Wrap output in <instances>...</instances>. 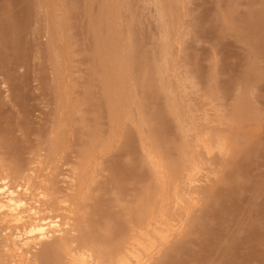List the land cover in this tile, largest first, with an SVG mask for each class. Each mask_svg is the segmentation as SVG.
<instances>
[{"label":"rangeland","instance_id":"374dc122","mask_svg":"<svg viewBox=\"0 0 264 264\" xmlns=\"http://www.w3.org/2000/svg\"><path fill=\"white\" fill-rule=\"evenodd\" d=\"M119 2L125 6H117ZM156 2L0 0V23L13 21L1 23L5 26L1 34L10 28L0 40V54L6 53L0 55V193L6 191L5 195L17 199L14 195L21 190L26 221L38 212L39 218L47 222L55 219L60 225V234L36 247L37 241L30 243L29 264H40V257L59 238L62 245L56 251L62 248L63 252L54 253L59 256L57 261L65 253L64 264L113 262L108 256L110 249L128 230L132 233L136 229L141 207L138 201L146 190L151 193L145 198L170 211L172 217L169 234L162 233L167 243L158 239L154 254L142 253L140 264L143 260L144 264H264V0ZM26 8L34 14L30 11L27 15ZM17 18L24 20L20 22L23 31ZM127 54L128 60L123 61ZM22 55L26 57L17 58ZM153 59L163 70H152ZM122 87L132 89L134 97L142 101V109H136L139 112L126 103L119 107L120 116L111 115L113 101L125 90ZM154 114L163 117L150 118ZM153 128L156 134H152ZM161 149L167 151V158L162 157ZM140 163L145 175L142 179L130 177L140 169ZM167 164L177 167V175H171ZM7 190H11L9 195ZM161 218L166 220L163 213L158 222ZM16 226L23 232L21 225L0 215V264L19 263L9 248L11 236L18 232ZM115 229H122L117 237L111 235L116 234ZM78 240L91 244L86 249L67 247V241ZM130 256L129 264H139Z\"/></svg>","mask_w":264,"mask_h":264},{"label":"bare ground","instance_id":"6f19581e","mask_svg":"<svg viewBox=\"0 0 264 264\" xmlns=\"http://www.w3.org/2000/svg\"><path fill=\"white\" fill-rule=\"evenodd\" d=\"M3 1V0H2ZM14 1V0H13ZM21 1V0H20ZM23 2V1H22ZM155 2H156V0H155ZM5 3H6V1H5ZM121 2H119V4H120ZM124 3V2H123ZM157 3V2H156ZM160 3V2H159ZM30 4V3H29ZM5 5V4H4ZM105 5V4H104ZM122 4H120V5H117V6H121ZM159 5V4H158ZM7 6V5H6ZM29 6H31V5H29ZM123 6V5H122ZM125 6V5H124ZM123 6V7H124ZM157 6V5H156ZM163 6V5H162ZM161 7V6H160ZM159 7V8H160ZM7 8V7H6ZM119 8V7H118ZM158 9V8H157ZM4 10V9H3ZM25 10V9H24ZM28 10V11H27ZM116 10H119V9H116ZM122 10H123V8H122ZM125 10H126V7H125ZM159 10V9H158ZM166 10V9H165ZM26 13H27V15H28V13H30V11H31V9H27L26 8ZM107 11V10H106ZM105 11V12H106ZM4 12H5V10H4ZM2 13V12H1ZM0 13V14H1ZM119 13V12H118ZM117 13V14H118ZM120 13H121V9H120ZM156 13H158V12H155V14ZM31 14H32V11H31ZM34 14V13H33ZM32 14V15H33ZM104 14V13H103ZM15 14H13V16H14ZM21 15V14H20ZM24 16H27L25 13L23 14ZM32 15H30V16H32ZM113 15V14H112ZM111 15V16H112ZM119 15V14H118ZM7 16V15H6ZM18 16V15H17ZM102 16V15H101ZM115 16V15H114ZM117 16V15H116ZM158 16V15H157ZM161 16V15H160ZM20 17H22V16H20ZM108 17V16H107ZM121 17V16H120ZM9 18V17H8ZM12 19H13V17H11ZM19 18V17H18ZM17 18V19H18ZM23 19L25 18V17H22ZM33 18V17H32ZM164 18V17H163ZM21 19V18H20ZM29 19H30V17H29ZM36 19V18H35ZM104 19H105V16H104ZM4 20V19H3ZM27 20V19H26ZM115 20V19H114ZM113 20V21H114ZM10 22L11 20H7V21H3V22H1V23H3L4 25L6 24V22ZM22 21H24V20H19L18 19V22H19V25H20V22H22ZM30 21H31V19H30ZM33 21V20H32ZM11 22H13V21H11ZM10 22V23H11ZM17 22V21H16ZM17 22V23H18ZM103 22V21H102ZM108 22V24H109V21H107ZM1 23H0V25H1ZM31 23V22H30ZM33 23V22H32ZM13 24V23H12ZM11 24V25H12ZM23 24H24V26H25V24L26 23H24L23 22ZM103 24H104V22H103ZM116 24V23H115ZM130 24V22L128 23V26H130L129 25ZM15 25H17V26H19L18 24H15ZM97 25V24H96ZM104 25H106V24H104ZM132 25H134V24H132ZM3 25H1V28L3 29V27H5V26H3ZM7 26H9V24H7ZM6 26V28H8ZM13 26V25H12ZM33 26V25H32ZM103 26V25H102ZM22 25H20V28H21V30H22ZM25 27H27V26H25ZM29 27V26H28ZM27 27V28H28ZM104 27V26H103ZM132 27L133 26H131V28H130V30L132 29ZM1 28H0V35L2 36H0V40L1 39H5V38H3V37H6V34L5 33H9V31L7 32V30L10 28H8L7 30H5L6 32L4 33V34H1V31H3L4 32V29L3 30H1ZM20 28H19V30H20ZM101 28V27H100ZM109 28H111V27H109ZM160 28V27H159ZM12 29V28H11ZM11 29H10V31H11ZM14 29V28H13ZM17 29V28H16ZM20 30V31H21ZM26 30V28H24V31ZM102 30L103 29H101V32H102ZM128 30H129V28H128ZM19 31V32H20ZM23 31V30H22ZM21 31V32H22ZM104 31V30H103ZM117 31V30H116ZM13 32V31H12ZM12 32H10V34L9 35H11L12 34ZM27 32H28V30H27ZM104 32H106V30L104 31ZM17 33V32H16ZM127 33V32H126ZM130 33V31H128V34ZM131 33L133 34V32L131 31ZM13 34H14V32H13ZM12 34V35H13ZM19 34V33H18ZM9 35H7V37L9 36ZM23 35V34H22ZM102 36V38H103V34H101ZM111 35V34H110ZM162 35H163V33H162ZM169 35V34H168ZM19 36V35H18ZM125 36H127V35H125ZM130 36H132L133 37V35H130ZM129 36V37H130ZM16 37V36H15ZM21 37V36H20ZM114 37H116V36H114ZM132 37H130V38H132ZM106 38V37H105ZM111 38V37H110ZM117 38V37H116ZM124 38H126V37H124ZM129 38V39H130ZM133 38H137L136 36L135 37H133ZM7 39V38H6ZM107 39V38H106ZM13 40H15L14 39V37H13ZM126 40H128V38L126 39ZM137 40V39H136ZM135 40V41H136ZM4 41H6V40H4ZM3 41V42H4ZM16 41H17V39H16ZM109 41V40H108ZM113 41V40H112ZM118 42H119V40H117ZM134 41V42H135ZM7 42L9 43V41L7 40ZM103 42V41H102ZM131 42H133L132 40H131ZM162 42V41H161ZM8 43H3V44H8ZM22 43V46H25V43L23 44V41L21 42ZM109 43V42H108ZM107 43V44H108ZM114 43V42H113ZM130 43V42H129ZM13 44H15V43H13ZM18 45H19V43H17ZM104 44V43H103ZM111 44V43H110ZM115 44V43H114ZM117 44V43H116ZM115 44V45H116ZM128 44V43H127ZM131 44V43H130ZM135 44V46L137 45V42L136 43H134ZM119 45H120V43H119ZM119 45H117V46H119ZM129 45V44H128ZM163 45V44H162ZM162 45H160L161 47H162ZM138 46V45H137ZM165 46V45H164ZM5 47V46H4ZM20 47H21V44H20ZM115 46H113V48H114ZM134 47V46H133ZM139 47V46H138ZM8 48V47H7ZM10 48V47H9ZM22 48V47H21ZM20 48V49H21ZM130 48V47H129ZM163 48V47H162ZM26 49V48H25ZM134 49V48H133ZM138 49V48H137ZM161 49V48H160ZM10 50V49H9ZM16 50H17V48H16ZM23 50V49H22ZM29 50V49H28ZM97 50V49H96ZM99 50V49H98ZM102 50V49H101ZM115 50V49H114ZM113 50V51H114ZM117 50H118V48H117ZM117 50H115V51H117ZM129 50V49H128ZM130 50H131V48H130ZM129 50V51H130ZM158 50V49H157ZM156 50V53H158V51ZM161 50H164V49H161ZM160 50V51H161ZM13 51V50H12ZM107 51V50H106ZM139 51V50H138ZM25 52V51H24ZM102 52H103V50H102ZM108 52H110V49H108ZM140 52V51H139ZM10 53V52H9ZM17 53V52H16ZM96 53V52H95ZM101 53V52H100ZM113 53V52H112ZM116 53V52H115ZM118 53V52H117ZM124 53V52H123ZM129 53V52H128ZM136 53H137V51H136ZM163 53V52H162ZM4 54H6V53H4ZM4 54H0V55H4ZM23 54V53H22ZM159 54V53H158ZM19 55V54H18ZM21 55V54H20ZM115 55H117V54H115ZM133 55V54H132ZM136 55V54H135ZM139 55V54H138ZM11 56V55H10ZM12 56H14V55H12ZM110 56V55H109ZM123 56V55H122ZM127 56H130L129 54H127V55H125V58L123 57V61L125 60V59H127L126 57ZM155 56V55H154ZM25 58L26 56H24V55H22V57H18L17 56V58H21V60H22V58ZM113 57V56H112ZM133 57H134V55H133ZM142 57V56H141ZM152 57V56H151ZM157 58H158V56H156ZM159 57H160V55H159ZM163 57V56H162ZM1 58V57H0ZM16 58V57H15ZM14 58V60H17V58L15 59ZM55 58V57H54ZM119 58H121V57H119ZM128 58H132V57H128ZM143 58H144V56H143ZM154 58V57H153ZM3 59V58H2ZM19 59L17 60V61H19ZM56 59H57V57H56ZM122 59V58H121ZM135 59V58H134ZM145 59H146V57H145ZM163 59H164V57H163ZM13 60V59H12ZM20 60V61H21ZM104 60V59H103ZM128 60V59H127ZM139 60H140V58H139ZM143 60V59H142ZM147 60H148V58H147ZM154 60V59H153ZM158 60V59H157ZM161 60V59H160ZM160 60H158V61H160ZM58 61V60H57ZM110 61H112V59L110 60ZM117 61V60H116ZM123 61H121V62H123ZM136 61V60H135ZM137 61H138V58H137ZM6 62V61H5ZM8 62H9V60H8ZM14 62V61H13ZM119 62V61H118ZM117 62V63H118ZM153 62V61H152ZM58 63V62H57ZM128 63V62H127ZM147 63V62H146ZM151 63V62H150ZM154 64H151V66L153 65L154 66V68H152V70L154 69L156 72L158 71H160L161 69H160V67L158 66V65H156L155 64V60H154V62H153ZM156 63H158L157 61H156ZM163 63V62H162ZM10 64H11V62H10ZM14 64V63H13ZM13 64H12V66H13ZM15 64H16V62H15ZM14 64V65H15ZM18 64V63H17ZM135 64V63H134ZM0 65H3L2 64V62H1V64ZM128 65V64H127ZM138 65V64H137ZM148 65V64H147ZM17 66V65H16ZM19 66V65H18ZM124 66V65H123ZM146 66V65H145ZM151 66H150V68H151ZM152 66V67H153ZM131 67V66H130ZM133 67H134V65H133ZM132 67V68H133ZM12 68V67H11ZM145 68V71H146V68L147 67H144ZM149 68V69H150ZM166 68V67H165ZM169 68V67H168ZM2 69V68H1ZM17 69V68H16ZM19 69V68H18ZM101 69H102V67H101ZM104 69V68H103ZM102 69V70H103ZM135 69V68H134ZM148 69V70H149ZM160 69V70H159ZM11 70V69H10ZM136 70H138V69H136ZM144 70V69H143ZM163 70V69H162ZM7 71V70H6ZM145 71H143V72H145ZM155 71H153V72H155ZM8 72V71H7ZM147 72V71H146ZM166 72V71H165ZM105 73H106V71H105ZM132 73V72H131ZM136 73H137V71H136ZM0 74H1V72H0ZM6 74V73H5ZM16 74V73H15ZM157 74V73H156ZM164 74V73H163ZM166 74H167V72H166ZM9 75H11V73L9 74ZM8 74H7V76L9 77V79H8V77L6 78L8 81L11 79L10 78V76H9ZM12 75H14V74H12ZM15 76V78L14 79H16L17 77H16V75H14ZM13 76V77H14ZM105 76H106V74H105ZM146 76H148V75H145L144 76V78L146 77ZM152 76H153V74H152ZM149 77H151V76H149ZM2 78H4V77H2ZM106 78H107V76H106ZM137 78V77H136ZM143 78V79H144ZM152 78V77H151ZM151 78H150V80H151ZM158 78H160V77H158ZM157 78V79H158ZM13 79V78H12ZM147 79V78H146ZM5 80V79H4ZM139 80V79H138ZM149 80V81H150ZM159 80V79H158ZM163 80V79H162ZM166 80V79H165ZM112 81V80H111ZM110 81V82H111ZM143 81V80H142ZM147 81H148V79H147ZM157 81V80H156ZM3 83L2 84H4V81H2ZM18 82V81H17ZM128 82V81H127ZM138 82V81H137ZM144 82V81H143ZM6 83V82H5ZM11 83H12V81H11ZM14 84H15V81L13 82ZM126 83V82H125ZM135 83V82H134ZM133 83V84H134ZM1 84V83H0ZM124 84V83H123ZM129 84V83H128ZM147 84V83H146ZM151 84H153V83H151ZM166 84V83H165ZM9 85V84H8ZM148 85V84H147ZM173 85V84H172ZM122 86V85H121ZM139 86V85H138ZM141 87H142V85H140ZM145 86V85H144ZM150 86V85H149ZM153 86V85H152ZM151 86V87H152ZM14 88L16 87V85L15 86H13ZM18 87V86H17ZM120 87V86H119ZM123 87H125V86H123ZM123 87H122V89H123ZM137 87V86H136ZM140 87V88H141ZM150 87V88H151ZM154 87H155V85H154ZM19 88V87H18ZM18 88H16V90L18 89ZM108 88V87H107ZM117 88V87H116ZM126 88H131V87H128V85H127V87ZM146 88V87H145ZM157 88V87H156ZM163 88H165V87H163ZM119 89V88H118ZM125 89V88H124ZM123 89V90H124ZM15 90V91H16ZM108 90V89H107ZM116 90V89H115ZM132 90V89H131ZM131 90H124V91H120L118 94V96H117V98L113 101V103H114V107H111L110 108V110H111V115H119L120 113L118 112V111H120L121 109H119V107L120 106H122V105H125L126 103H128L129 104V106H127L129 109H131V108H135V110L136 109H138V110H140V108L141 107H143L142 106V101H138L137 99H136V96L134 97V95H133V93L131 92ZM137 90V89H136ZM150 90V89H149ZM153 90V89H152ZM109 91H111V90H109ZM146 91H148V90H146ZM151 91V90H150ZM137 92V91H136ZM138 93V92H137ZM142 93H144V92H142ZM160 93V92H159ZM167 94V93H166ZM108 95H110V94H108ZM113 95H114V93H113ZM144 95V94H143ZM142 95V96H143ZM116 96V95H115ZM167 96V95H166ZM1 97V96H0ZM110 97H112V96H110ZM109 97V98H110ZM138 97V96H137ZM144 97V96H143ZM12 98H13V96H12ZM140 98V97H139ZM1 99H3V98H1ZM111 99V98H110ZM143 99V98H142ZM113 100V99H112ZM140 100V99H139ZM163 100H166V99H163ZM1 101V100H0ZM7 101V100H6ZM11 101V100H10ZM144 101V100H143ZM2 102V101H1ZM0 102V103H1ZM110 103H112L111 101H110ZM109 103V105H111ZM112 103V104H113ZM144 103H147V102H144ZM143 103V105H145ZM2 104V103H1ZM148 104V103H147ZM127 105V104H126ZM149 106V105H148ZM166 106H169V105H166ZM131 107V108H130ZM145 107V106H144ZM147 107V106H146ZM145 107V108H146ZM163 107V106H162ZM171 107V106H170ZM144 108V109H145ZM160 108H161V106H160ZM142 109V108H141ZM159 109V108H158ZM162 109H164V108H161V110ZM135 110H134V112H135ZM138 110H136V112L138 111ZM149 110V109H148ZM170 109H166V111H169ZM125 111H127V109H126V107H125ZM145 111V110H144ZM165 111V110H164ZM163 111V112H164ZM172 111H173V109H172ZM139 112V111H138ZM149 112V111H148ZM161 113H163L162 111H160ZM159 112V113H160ZM176 112V111H175ZM129 113V112H128ZM150 113H151V111H150ZM153 113V112H152ZM155 113V112H154ZM165 114L167 113V112H164ZM172 113V112H171ZM132 114H133V112H132ZM136 116H137V114L136 113H134ZM141 114V113H140ZM143 114H144V112H143ZM145 114H147L146 116H148V113L146 112ZM165 114H163V115H165ZM160 115V114H159ZM158 114L155 116V114L153 115V117L152 116H150V118H153L154 119V117L156 118L157 116H159ZM120 116V115H119ZM141 116V115H140ZM145 116V117H146ZM160 116H162V114L160 115ZM173 116V115H172ZM112 117H114V116H112ZM116 117V116H115ZM163 117V116H162ZM165 117V116H164ZM169 117V116H168ZM119 118V117H118ZM117 118V119H118ZM139 118V117H138ZM141 118H143L142 116H141ZM148 118H149V116H148ZM176 118V117H175ZM115 119V118H114ZM137 119V118H136ZM140 119V118H139ZM146 119V118H145ZM157 119V118H156ZM155 119V121H158V120H156ZM164 119V118H163ZM142 120V119H141ZM162 122H163V120L162 119H160ZM166 120V119H165ZM164 120V121H165ZM146 121H147V119H146ZM154 121V122H155ZM143 122V121H142ZM162 122L160 123L161 124V128H162ZM136 123H138V121L136 122ZM159 123V122H158ZM157 123V124H158ZM163 123H165V122H163ZM149 124H151V123H149ZM179 124V123H178ZM159 125V124H158ZM153 126V125H152ZM167 125H165V127H166ZM169 126V125H168ZM167 126V127H168ZM165 127H163V132H166V130H167V128H166V130H165ZM154 128L157 130V128H156V125L154 126ZM154 128L152 129L153 131V133L152 134H156V132H155V130H154ZM168 128H170V127H168ZM149 129V128H148ZM159 131V130H158ZM130 132V131H129ZM126 134V133H125ZM166 134H168V131H167V133ZM128 136V135H127ZM155 136V135H154ZM154 136H153V138H154ZM166 136V135H165ZM163 137H164V134H163ZM165 138V137H164ZM164 138L163 139H161L162 141L164 140ZM167 138V140H168V137H166ZM126 139V138H125ZM132 140H133V138H132ZM161 140H158L160 143H162L161 142ZM167 140H165L164 142H166ZM183 140V139H182ZM169 141V140H168ZM157 142V141H156ZM159 142H157L158 144H159ZM132 144V143H131ZM168 145V144H167ZM157 147H159V146H157ZM163 147V146H162ZM183 147V146H182ZM168 148H170V147H168ZM163 149V148H162ZM161 149V150H162ZM171 149V148H170ZM169 149V150H170ZM176 150H177V148H176ZM184 151V150H183ZM187 153V152H186ZM185 153V154H186ZM87 154V153H86ZM183 154V153H182ZM166 155H168V153H167V151L166 150H162V157H165ZM170 155H171V153H170ZM170 155L168 156V157H170ZM181 156V155H180ZM83 157V156H82ZM148 157V156H147ZM182 157V156H181ZM158 158V157H157ZM166 158H167V156H166ZM189 158H190V156H189ZM154 159V158H153ZM163 159H165V158H163ZM192 158H190V160H191ZM146 160H148V159H146ZM145 160V161H146ZM155 160L156 159H154V161H153V163H155ZM168 160V159H167ZM171 161V160H170ZM141 162H142V160H141ZM148 162V161H147ZM160 162V161H159ZM173 162V161H172ZM194 162V161H193ZM178 163V166H179V162H177ZM189 164H190V162H188ZM83 164V163H82ZM141 164V163H140ZM145 164V163H144ZM175 164V163H174ZM174 164H172V165H174ZM191 164H192V162H191ZM142 165L143 164H141L140 165V169L138 170L137 168H135V169H137V171L135 170V171H133L131 174L132 175H130V177L131 176H139L140 177V179H142V177L145 175V173H144V169H142ZM148 165V164H147ZM146 165V166H147ZM160 165V164H159ZM169 165L171 166V168H169ZM167 164V168H169L170 169V171H171V175L172 176H175V175H177V172H178V169H177V167H172V165L171 164ZM149 166V165H148ZM161 166V165H160ZM182 166V165H181ZM115 167V166H114ZM151 167L152 168H154L153 167V165H150L149 166V168L151 169ZM183 167H185V165L183 166ZM191 167V166H190ZM148 168V167H147ZM84 169V168H83ZM131 169H133V168H131ZM146 169V168H145ZM114 170H116L115 168H114ZM120 170V169H119ZM121 170H123V169H121ZM147 170V169H146ZM149 170V169H148ZM183 170V172L184 171H186V168L185 169H182ZM191 170H192V168H191ZM125 171V170H124ZM124 171H122L123 173H124ZM150 171V170H149ZM154 171V170H153ZM156 171H157V169H156ZM170 171L168 170V171H166L167 173L169 172L170 173ZM187 171H190V170H187ZM126 172H128L127 171V169H126ZM146 172V171H145ZM158 172V171H157ZM180 172V171H179ZM182 172V171H181ZM192 172V171H191ZM120 173V172H119ZM155 174H156V172H154ZM158 173H160V172H158ZM163 173V172H162ZM189 173V172H188ZM112 174V173H111ZM115 174V173H114ZM122 174V173H121ZM130 174V173H129ZM180 175H181V173H179ZM128 175V174H127ZM169 175V174H168ZM187 175V174H186ZM75 176V175H74ZM118 176V175H117ZM120 176H122V175H120ZM152 176V175H151ZM171 176V179H173V177ZM182 176H183V174H182ZM190 176V175H189ZM73 177V176H72ZM128 177H129V175H128ZM136 177V178H137ZM160 177V176H159ZM163 177V176H162ZM165 177V176H164ZM81 178V177H80ZM116 178V177H115ZM152 178H153V176H152ZM189 178V177H188ZM118 179H119V177H118ZM130 179V178H129ZM159 179V178H158ZM179 179H181V178H179ZM163 180V179H162ZM168 180H170V179H168ZM26 181H28V180H26ZM69 181V180H68ZM113 181V180H112ZM116 181V180H115ZM122 181V180H121ZM120 181V182H121ZM158 181V180H157ZM171 181H173V180H171ZM175 181V180H174ZM29 182V181H28ZM72 183V182H71ZM75 183V182H74ZM116 183V182H115ZM166 183H168V181L166 182ZM18 184V183H17ZM66 184V183H65ZM152 184V183H151ZM26 185V184H25ZM29 185V184H28ZM112 185V184H111ZM116 185H117V183H116ZM120 185H121V183H120ZM123 185V184H122ZM157 185H159V184H157ZM24 186V185H23ZM113 186H115V184L114 185H112V188H113ZM1 188L3 187V186H0ZM18 187V189H21L20 188V186H17ZM16 187V188H17ZM22 187V186H21ZM26 187V186H25ZM15 188V187H14ZM23 188V187H22ZM119 188H120V186H119ZM118 188V189H119ZM125 188V187H124ZM152 188V187H151ZM154 188H155V186H154ZM154 188H152V189H154ZM163 188V187H162ZM168 188V187H167ZM171 188V187H170ZM174 188V187H173ZM4 189V188H3ZM116 189V188H115ZM150 189V188H149ZM13 190V189H12ZM26 190H27V188H26ZM121 190V189H120ZM155 190V189H154ZM160 190V189H159ZM162 190V189H161ZM170 190V189H169ZM168 190V191H169ZM236 190H237V188H236ZM11 190H7V193L8 192H10ZM20 191L21 190H17L16 191V193H15V195H14V197L17 195V199H15V198H11L10 196H7V195H5L6 194V191L5 192H3V193H5V194H1V196H0V215H2L4 218H11L12 220H13V222L15 223V224H17V225H21V227H22V230H23V232H19V229H17V226H16V230L18 231V232H16V234H13L12 236H11V238H10V247L9 248H11L10 249V251H12V253H13V255L15 256V259H17L16 261H18L19 263L18 264H29L30 262H32V261H30V258H29V253H30V245L32 244V242H35V241H37V243H36V245H35V247L38 245V244H40L42 241L44 242L45 240H47L51 235H58V234H60V230H59V221H56L55 219H54V221H52V220H50V221H48L47 222V220H45V219H41V218H39L38 216V212H33L34 213V215H33V217H32V219H31V221H26V216H25V214H26V212H25V210H24V208H25V206H26V203H25V201H24V199H22V195L20 194ZM174 192L176 191V190H173ZM225 191V190H224ZM228 191V190H227ZM50 192V191H49ZM60 192V191H59ZM124 192V191H123ZM170 192V191H169ZM177 192V191H176ZM231 192V191H230ZM120 193V192H119ZM151 192H150V190H146V192L145 193H143L142 192V194H144V196H142L141 194H139V197H140V195L142 196V198L140 197V201H138L139 202V205L141 206L140 207V209L138 210V212H137V210H136V212L138 213V219H139V221L137 222V221H135V222H137V225H135L136 226V229L134 230V228H133V232L132 233H130V230H128L127 232L129 233V235H127V234H125L124 236L122 235V234H124L125 232L123 231V233L122 232H120V236L119 237H121V236H123V238L121 239V240H119V239H117V241H118V243L116 244V245H112V247H111V249H110V255H108L109 256V258L110 259H113V262H109V264H129L128 263V256L129 257H131L130 255H133L132 256V258L133 259H135L136 261H137V263L139 262V264L141 263V259H142V257L143 256H141V254L142 253H146L147 254V256L148 255H150L151 253H152V251H154L153 249L155 248V245H156V243H157V241H158V239L160 240V239H162L163 241H164V236H162V233H163V235L165 234L164 232H167V229H168V225H169V219H170V217H172V214H171V212L170 211H168V210H162L161 208H159L160 206H157V204L155 205V203H157V202H152V201H150V200H147L145 197L146 196H148L149 194H150ZM159 193V192H158ZM218 193V192H217ZM126 194V193H125ZM173 194V192L171 193V195ZM224 194V193H223ZM229 194V193H228ZM5 195V197L7 196V197H9V198H11V199H7V197L5 198V197H2V196H4ZM8 195H9V193H8ZM13 195V194H12ZM48 195V194H47ZM49 195H50V193H49ZM58 195V194H57ZM119 195V194H118ZM160 195V194H159ZM126 196V195H125ZM155 196V195H154ZM215 196V195H214ZM220 196H222V195H220ZM50 197V196H49ZM52 197V196H51ZM160 197H161V195H160ZM163 197H165V196H163ZM172 196H170V198H171ZM223 197V196H222ZM48 198V197H47ZM137 198V197H136ZM153 198V197H152ZM177 198V197H176ZM221 198V197H220ZM34 199V198H33ZM50 199H52V198H49V200ZM55 199V198H54ZM53 199V200H54ZM66 199V198H65ZM151 199V198H150ZM157 199H159L158 198V195H157ZM157 199H155V201L157 200ZM165 199V198H164ZM209 199V198H208ZM60 200V199H59ZM64 200V199H63ZM167 200V199H166ZM212 200H214V199H212ZM220 200V199H219ZM225 200V199H224ZM154 201V200H153ZM226 201V200H225ZM228 201V200H227ZM136 202V201H135ZM159 202V201H158ZM163 202V201H162ZM213 202H216V200H214ZM213 202L211 203V204H213ZM224 202V201H223ZM35 203V202H34ZM49 203V202H48ZM53 203H55L56 204V202L54 201ZM58 203V202H57ZM160 203V202H159ZM168 204H169V201L167 202ZM207 203V202H206ZM217 203H218V200H217ZM216 203V204H217ZM54 204V205H55ZM166 204V203H165ZM215 203H214V205H216ZM61 205V204H60ZM138 205V206H139ZM161 205V204H160ZM51 206H53L52 204H51ZM216 206H219V204H217ZM29 207V206H28ZM39 207V206H38ZM57 207V206H56ZM137 206L135 205V208H136ZM211 207H213V206H211ZM100 208V207H99ZM98 208V209H99ZM138 208V207H137ZM214 208V207H213ZM216 208V207H215ZM94 209V208H93ZM98 209H96V211H98ZM102 209V208H101ZM121 209V208H120ZM131 209V208H130ZM145 209V210H144ZM173 208H171V210H172ZM174 209H176V208H174ZM217 209V208H216ZM218 209H220V208H218ZM100 210V209H99ZM123 210V209H122ZM32 211H33V209H32ZM102 211V210H101ZM100 211V212H101ZM131 211V210H130ZM94 212H95V210H94ZM93 212V213H94ZM100 212H99V214L98 215H100ZM119 212V211H118ZM209 212V211H208ZM214 212V211H213ZM218 212V211H217ZM163 213V215H164V217L166 218V220H162V218H161V221H159L158 222V217H160L161 216V214ZM207 213V212H206ZM206 213L204 214V215H206ZM219 213V212H218ZM32 214V213H31ZM101 214H102V212H101ZM117 214H119V213H117ZM209 214V213H208ZM95 215V214H94ZM130 215V214H129ZM211 216L213 215L212 213L210 214ZM210 215H208V216H210ZM91 216H93V214H91ZM103 217V218H105L103 215H100V217ZM127 216V215H126ZM210 216V217H211ZM215 216V215H214ZM217 216V215H216ZM98 217V216H97ZM99 217V218H100ZM107 217V216H106ZM130 217V216H129ZM137 217V216H136ZM188 217V216H187ZM202 217H204V216H202ZM207 217V216H206ZM209 217V218H210ZM213 217V216H212ZM218 217V216H217ZM94 218V217H93ZM131 218H132V216H131ZM214 218V217H213ZM91 219H92V217H91ZM110 218H108V220H109ZM172 219V218H171ZM89 220V219H88ZM88 220H86V221H88ZM94 220V219H93ZM84 221V220H83ZM109 221H112L111 219L109 220ZM132 221H134V220H132ZM90 222H92V220L90 221ZM94 222H95V220H94ZM93 222V223H94ZM115 222V221H114ZM114 222L112 221L111 223H113L114 224ZM204 222V221H203ZM6 223V222H5ZM117 223H119V221H117ZM116 223V224H117ZM132 223V222H131ZM211 223V222H210ZM87 224H89V223H87ZM69 224H67V226H68ZM162 225H163V227H162ZM172 225H174V224H172ZM176 225V224H175ZM182 225V224H181ZM206 225V224H205ZM94 226V225H93ZM115 227H118V226H116V225H114ZM114 226L112 227V229H114ZM119 226H120V223H119ZM130 226V225H129ZM155 226H158V227H155ZM19 227V226H18ZM91 227H92V225H91ZM126 227H128V226H126ZM125 227V228H126ZM170 227V226H169ZM171 227H173V226H171ZM205 227H207V226H205ZM20 228V227H19ZM68 228V227H67ZM109 228V227H108ZM118 228H120V227H118ZM124 228V229H125ZM131 228V227H130ZM112 229H110L109 228V230H112ZM129 229V228H128ZM171 229V228H170ZM181 229V228H180ZM208 229V228H207ZM11 230V229H10ZM69 229H67L66 231H68ZM108 229H107V231H109ZM132 230V229H131ZM169 230V229H168ZM174 230V231H173ZM173 233H175L176 231V229H174L173 228ZM182 230V229H181ZM61 231H62V229H61ZM93 231V233H94V230H92ZM119 231H122V229L121 230H116L115 229V231L114 232H116V234H113V233H111V235L112 236H114V235H116V237L119 235ZM178 231H180V230H178ZM183 231V230H182ZM181 231V232H182ZM207 231V230H206ZM208 231H210V230H208ZM70 232H71V230H70ZM111 232H113V230L111 231ZM117 232H118V235H117ZM169 232L170 231H168L167 233L169 234ZM205 232V231H204ZM93 233H91V234H93ZM110 233V232H109ZM109 233H108V235H109ZM166 233V234H167ZM5 234V233H4ZM111 235H110V237H111ZM178 235V234H177ZM91 236V235H90ZM89 236V237H90ZM97 236V235H96ZM165 236H167V235H165ZM173 236H174V234H173ZM173 236H171V238L173 237ZM94 237H95V235H94ZM115 237V236H114ZM118 237V238H119ZM65 238V237H64ZM97 238H98V236H97ZM88 239V238H87ZM94 239L95 238H91L90 240H93L94 241ZM100 239V238H99ZM99 239H97L98 240V242H99ZM1 240V239H0ZM8 240V239H7ZM61 238H59V241L57 240V242L55 243V244H53V245H50L49 247L50 248H48L47 249V251H45V254H43V256H42V258L40 257V259H41V262H40V264H58V261L59 262H61L62 261V263L64 264V262H66V261H64V260H62L63 258H64V256H67V254H65L64 253V256L62 255V256H60V258H61V260H60V258L58 259V261H57V258H56V256L58 255V254H60V253H62L63 251H61V249H60V252H57L56 250H59L58 249V246L61 244ZM65 240H67V239H65ZM101 240V239H100ZM107 240V239H106ZM105 240V241H106ZM170 240V239H169ZM64 241V240H63ZM79 241V240H78ZM69 242V241H67L70 245H67V247H72V248H70V249H73V248H77V249H86L87 248V245H89V244H91L90 243V241H87V240H82L81 242L79 241V242ZM93 241H91V242H93ZM105 241H104V243H105ZM161 241V240H160ZM159 241V242H160ZM166 241V240H165ZM164 241V242H165ZM66 242V243H67ZM96 242V241H95ZM98 242H96V243H98ZM103 241H100L99 243H102ZM164 242H162V243H164ZM31 243V244H30ZM95 243V244H96ZM107 243H109L108 242V240H107ZM165 243H167V242H165ZM8 245V246H9ZM62 245V244H61ZM65 245V244H64ZM92 245H94V244H92ZM111 245V244H110ZM4 246V245H3ZM7 246V247H8ZM66 246V245H65ZM64 246V247H65ZM74 246V247H73ZM91 246V245H90ZM95 246H97V245H95ZM61 246H59V248H60ZM63 247V246H62ZM63 247V248H64ZM98 247V246H97ZM8 249V248H7ZM91 249H93V248H91ZM4 250H5V248H4ZM63 250V249H62ZM99 250V249H98ZM98 250H96V251H98ZM185 251H186V249H184ZM188 250V249H187ZM10 251H9V253H10ZM55 251V252H54ZM76 251V250H75ZM83 251V250H82ZM89 251V250H88ZM182 251V250H181ZM78 251H76V253H77ZM81 252V251H80ZM92 252H95V250H93ZM178 252H179V250H178ZM184 251H182V253H183ZM190 252V251H189ZM2 253H4V252H2ZM6 253H7V251H6ZM57 253V255L55 256V254ZM84 252H82V254H83ZM97 253H99V252H97ZM101 253L102 252H100V255H101ZM108 253V254H109ZM54 254V255H53ZM74 254V253H73ZM103 254V253H102ZM145 254V255H146ZM154 253H152V255H153ZM188 254V252H186V255ZM11 255V254H10ZM80 255V254H79ZM77 256H78V253H77ZM11 257V256H10ZM57 257H59V256H57ZM63 257V258H62ZM82 257H84V254L82 255ZM141 257V258H140ZM176 257V256H175ZM191 257H193V256H191ZM66 258V257H65ZM64 258V259H65ZM68 258H69V260L70 259H72L73 258V256H72V251L70 250V253H68ZM76 258H79V257H76ZM75 258V259H76ZM86 258V257H85ZM96 258V257H95ZM182 258V257H181ZM6 259V258H5ZM39 259V260H40ZM97 259H98V257H97ZM109 259V260H110ZM131 259V258H130ZM132 259V260H133ZM176 259V258H175ZM11 260V259H10ZM32 260H34V259H32ZM72 260H74V259H72ZM72 260H70V261H72ZM76 260H78V259H76ZM81 260H83L84 261V259L82 258L81 259V257H80V261ZM64 261V262H63ZM111 261V260H110ZM136 261H134V262H136ZM169 261V260H168ZM182 260H180V262H181ZM184 261V260H183ZM182 261V262H183ZM187 261V260H186ZM84 262H86V260L84 261ZM83 262V263H84ZM173 262V261H172ZM178 262V261H177ZM181 262V263H182ZM17 263V262H16ZM33 263H34V261H33ZM67 263V262H66ZM69 263V262H68ZM82 262L80 263H78V264H83ZM92 263H94V262H90V264H92ZM106 263V262H105ZM142 263L144 264L145 263V260H143L142 261ZM169 263H171L170 261L168 262V264ZM13 264V263H12ZM35 264H39V262H37V261H35ZM60 264V263H59ZM71 264V263H70ZM75 264H77V263H75ZM85 264V263H84ZM87 264V263H86ZM95 264H97L96 262H95ZM131 264V263H130ZM135 264V263H134ZM171 264H175V261L173 262V263H171ZM179 264V263H178ZM186 264V263H185Z\"/></svg>","mask_w":264,"mask_h":264}]
</instances>
